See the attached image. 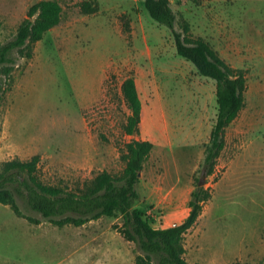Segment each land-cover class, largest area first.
Returning <instances> with one entry per match:
<instances>
[{
	"label": "rangeland",
	"instance_id": "374dc122",
	"mask_svg": "<svg viewBox=\"0 0 264 264\" xmlns=\"http://www.w3.org/2000/svg\"><path fill=\"white\" fill-rule=\"evenodd\" d=\"M40 1L0 0L3 43ZM55 1L63 9L60 23L35 43L31 57L14 52L15 68L3 77L0 163L40 155V179L76 191L101 171L120 174L133 138L150 140L134 206L157 228L183 222L217 119L216 82L178 55L172 30L150 16L145 0ZM171 2L176 30L188 23L193 37L243 69L248 81L245 106L207 179L211 197L185 236L186 258L191 264H264V0ZM129 76L143 101L136 136L125 131L131 110L122 84ZM19 203L42 222L0 203V264L69 263L82 243L77 230L55 226ZM88 223L111 226L104 235L113 237L123 218Z\"/></svg>",
	"mask_w": 264,
	"mask_h": 264
},
{
	"label": "trees",
	"instance_id": "16d2710c",
	"mask_svg": "<svg viewBox=\"0 0 264 264\" xmlns=\"http://www.w3.org/2000/svg\"><path fill=\"white\" fill-rule=\"evenodd\" d=\"M145 6L155 21L172 30L178 55L192 62L202 76L216 82L217 119L186 219L173 226L157 228L141 209L134 206L140 198V174L154 147L150 140L136 138L126 144L122 154L126 166L120 174L101 171L76 191L44 183L38 175L40 155L29 160L14 158L1 162L0 203L9 205L18 216L34 224H40L41 219L27 214L19 200L27 209L40 213L58 226H81L103 216L121 215L122 225L114 227L138 246L137 264H189L185 258V236L196 225L211 197L206 187L207 179L214 174L217 160L226 146L228 127L245 106L248 81L243 69L230 65L203 38L193 37L188 23H184L183 32L176 30L177 18L171 0H145ZM62 11L59 2L42 0L29 9L12 40L3 43L0 37V102L5 93L3 77L10 76L16 65L14 52L31 57L35 43L60 23ZM122 93L131 110L125 131L136 136L140 133L143 101L134 76L124 80Z\"/></svg>",
	"mask_w": 264,
	"mask_h": 264
},
{
	"label": "crops",
	"instance_id": "0c3cea01",
	"mask_svg": "<svg viewBox=\"0 0 264 264\" xmlns=\"http://www.w3.org/2000/svg\"><path fill=\"white\" fill-rule=\"evenodd\" d=\"M101 224L102 223H85L81 226H75L73 224L64 225H72L73 228H75L74 230H77L75 238L79 239L78 241L82 243L81 246L76 249L75 252L77 253L74 252L71 254V261L69 263L62 261L58 264H137L136 259L139 254L137 245L125 239L117 231L116 234H119V236L106 237L104 231L108 232L111 226L110 228L102 230L103 227L100 226ZM185 247L186 258V244ZM74 255L78 256L76 260H73ZM187 261L189 262L188 259ZM189 264L191 263L189 262Z\"/></svg>",
	"mask_w": 264,
	"mask_h": 264
},
{
	"label": "water",
	"instance_id": "95a60500",
	"mask_svg": "<svg viewBox=\"0 0 264 264\" xmlns=\"http://www.w3.org/2000/svg\"><path fill=\"white\" fill-rule=\"evenodd\" d=\"M140 176H141V174H140Z\"/></svg>",
	"mask_w": 264,
	"mask_h": 264
}]
</instances>
